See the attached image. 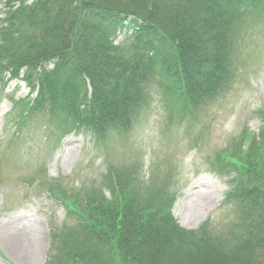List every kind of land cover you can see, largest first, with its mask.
Returning <instances> with one entry per match:
<instances>
[{"label":"trees","instance_id":"1","mask_svg":"<svg viewBox=\"0 0 264 264\" xmlns=\"http://www.w3.org/2000/svg\"><path fill=\"white\" fill-rule=\"evenodd\" d=\"M0 5V87L25 82L37 93L29 116L50 106L67 116L60 124L99 138L133 127L156 80L190 112L213 101L239 75L243 52L255 45L252 28L264 22V0ZM124 31L132 40L116 44ZM257 115L259 134L245 127L216 159L233 176V223L189 231L174 218L173 200L146 204L123 186L135 175L113 168L110 199L95 191L71 197L76 226L54 233L49 264H264V108Z\"/></svg>","mask_w":264,"mask_h":264},{"label":"rangeland","instance_id":"2","mask_svg":"<svg viewBox=\"0 0 264 264\" xmlns=\"http://www.w3.org/2000/svg\"><path fill=\"white\" fill-rule=\"evenodd\" d=\"M251 32L255 45L243 52L239 75L213 101L190 112L156 80L145 88L148 99L133 127L101 138L60 124L67 116L50 106L29 116L37 93L25 82L0 87V264H49L54 233L76 226L69 200L93 191L110 199L113 168L135 175L123 186L146 204L173 200L174 218L189 231L233 223L227 201L233 176L216 159L245 127L259 134L262 125L264 22ZM125 34L132 31L121 32L116 44L132 40Z\"/></svg>","mask_w":264,"mask_h":264},{"label":"bare ground","instance_id":"3","mask_svg":"<svg viewBox=\"0 0 264 264\" xmlns=\"http://www.w3.org/2000/svg\"><path fill=\"white\" fill-rule=\"evenodd\" d=\"M19 244H20V243H19L17 240H16V241H14V242L12 243V245H14V246H13L14 248H19V249H20V247H21V246H20V247H18V246H19ZM29 253H30V252H29Z\"/></svg>","mask_w":264,"mask_h":264}]
</instances>
